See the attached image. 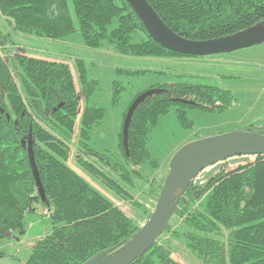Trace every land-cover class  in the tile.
Here are the masks:
<instances>
[{
    "label": "trees",
    "instance_id": "1",
    "mask_svg": "<svg viewBox=\"0 0 264 264\" xmlns=\"http://www.w3.org/2000/svg\"><path fill=\"white\" fill-rule=\"evenodd\" d=\"M146 1L171 30L186 39L231 36L264 22V0ZM0 15L25 38L60 39L78 31L87 48L101 47L102 51L104 41L112 43L117 61L125 60V66L182 55L155 42L126 0H0ZM49 56L52 60L27 54L0 56V241L20 233L24 215L39 203L50 226L33 241L24 264H81L95 254L112 253L141 225L126 214L119 218L111 201L68 164L76 120L77 167L100 187L128 199L141 165L156 166L146 141L169 105H180L178 116L190 126L183 106L221 110L232 98L217 86L156 83L151 89L162 90L134 109L124 143L122 122L137 94L122 116L121 165L109 154L96 153L86 142L104 114L103 108L87 101L97 79H88L83 60L75 58L71 61L75 82L65 59ZM115 71L127 72L119 66ZM121 89L114 81L113 102ZM248 130L264 133V126ZM29 138L44 199L29 164ZM172 220L178 223L176 227ZM163 234L169 239L161 240ZM160 236L130 264H181L171 257L173 250L180 251L189 264H264V154L217 172L203 188L188 185Z\"/></svg>",
    "mask_w": 264,
    "mask_h": 264
},
{
    "label": "rangeland",
    "instance_id": "2",
    "mask_svg": "<svg viewBox=\"0 0 264 264\" xmlns=\"http://www.w3.org/2000/svg\"><path fill=\"white\" fill-rule=\"evenodd\" d=\"M0 20L6 22L1 16ZM115 22L114 20L112 26ZM258 26L264 28V22L259 23ZM7 27L5 25L6 31L0 27V33L8 34L5 41L12 50H16L19 45L16 40L11 39L12 28L7 29ZM17 36L22 35L19 33L12 35L18 38ZM60 40L68 41L69 57L66 58L61 51H57L62 45L55 44L51 51L60 56L58 58H66L65 62L70 66L75 82L76 77L71 62L75 58L83 60L88 79H97L96 88L87 101L103 108L104 114L100 122L91 128L86 142L96 153L109 154L113 162L121 165L124 164V157L118 147V134L122 116L130 100L137 94L151 89L156 83L166 82L217 86L231 94V104L221 110L211 111L197 106H183L182 109L185 110L190 126L184 125L178 116L181 106L175 103L169 105L168 111L150 130L146 141L150 159L156 162V166L149 162L141 165V175L133 177V187L129 188L131 196L128 199H123L113 191L100 187L81 172L74 157L76 136L73 134L68 164L111 201L119 210V218L126 214L132 217L136 224H143L146 213H151L154 208V198L158 186L167 173L170 157L182 145L207 136L264 126V41L225 53L205 56L179 55L171 59L149 58L147 63L139 61L125 66L123 64L126 63L125 60L117 61L119 59L114 54V48L111 49L112 43L104 41L102 51H100L101 47L99 50L87 48L78 31L60 39H47V42L53 44ZM48 57L43 58L52 60L50 56ZM118 66L126 69L127 72H116ZM133 70L139 71L134 73ZM142 70L144 72H141ZM114 81L122 87L115 102H113ZM78 97L79 110H81L82 98L79 94ZM77 122L78 120L74 128H77ZM250 160H253V156ZM235 165L237 164H228L221 171L226 172ZM43 213L42 205L36 204L33 211L24 215L22 231L0 241V252H2L0 264L25 263L33 241L49 230V220ZM171 223L173 227L178 225L175 220ZM160 239L165 241L169 236L163 234ZM179 253L180 251L173 250L171 257L181 264H189Z\"/></svg>",
    "mask_w": 264,
    "mask_h": 264
},
{
    "label": "water",
    "instance_id": "3",
    "mask_svg": "<svg viewBox=\"0 0 264 264\" xmlns=\"http://www.w3.org/2000/svg\"><path fill=\"white\" fill-rule=\"evenodd\" d=\"M134 9L151 38L162 47L182 54L205 56L225 53L264 41V28L255 26L231 36L206 40L186 39L171 30L146 0H126ZM152 88L139 93L129 105L122 122L123 142L134 109L148 96L160 92ZM264 154V133L234 130L190 141L179 147L168 162V170L162 181L154 208L140 229L124 245L104 256L89 257L81 264H130L142 256L169 223L176 203L191 183L203 188L205 182L228 164L248 162L251 156ZM27 155L32 176L41 199L43 187L34 161L30 138ZM1 256V255H0Z\"/></svg>",
    "mask_w": 264,
    "mask_h": 264
},
{
    "label": "crops",
    "instance_id": "4",
    "mask_svg": "<svg viewBox=\"0 0 264 264\" xmlns=\"http://www.w3.org/2000/svg\"><path fill=\"white\" fill-rule=\"evenodd\" d=\"M1 18H2V16H1ZM5 25H7L10 28V26H9V24L7 22H1V20H0V27L3 29V31H6L5 30ZM8 27H7V29H8ZM13 34H16V32L12 30L11 31V39L13 38V40H16L15 42H17L18 45H19V48L16 49V50H12L11 46L8 45L7 42L5 41V37L7 36V34H5V32L0 33V39H3L2 37L4 36L3 43H0V56L3 57V58L8 59L13 54H19V55L27 54V55H30V56L40 57V58L44 59L43 57H48L49 55H53L54 54L51 51L52 50L51 48L54 47L55 44L56 45H62V47L58 48L57 51L58 52L61 51L62 54L66 58L69 57V54H68V51H67L69 49L68 41L64 42V41L60 40L59 42H55L53 44H49L47 42L46 38H25L23 36H17L18 38H16V37H12ZM19 35H21V34H19ZM83 49L85 50V48H83ZM65 50H66V52H64ZM96 50H98V49H96ZM57 57H60V56L57 55ZM65 57H61L60 59H65L66 60ZM73 134H74V136H76L77 128H74ZM72 137H73V135H72Z\"/></svg>",
    "mask_w": 264,
    "mask_h": 264
},
{
    "label": "built area",
    "instance_id": "5",
    "mask_svg": "<svg viewBox=\"0 0 264 264\" xmlns=\"http://www.w3.org/2000/svg\"><path fill=\"white\" fill-rule=\"evenodd\" d=\"M44 213H46V210H44Z\"/></svg>",
    "mask_w": 264,
    "mask_h": 264
}]
</instances>
